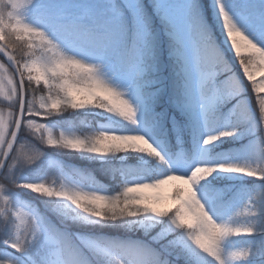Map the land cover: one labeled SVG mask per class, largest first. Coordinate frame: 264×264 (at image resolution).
Segmentation results:
<instances>
[{"label": "snow or ice", "instance_id": "snow-or-ice-1", "mask_svg": "<svg viewBox=\"0 0 264 264\" xmlns=\"http://www.w3.org/2000/svg\"><path fill=\"white\" fill-rule=\"evenodd\" d=\"M7 5V16H0V229L14 232L10 247L26 259H0V264H100L101 260L103 264H175L169 257L181 258L182 249L177 245H184L197 256L203 253L215 264H264V228L259 229L261 238L247 246H226L231 238L256 234L255 218L264 213H258L249 201L239 211L218 220L196 191L197 184L216 171L264 179V168L197 165L190 175L172 173L153 182L126 185L113 195L85 190L63 172L58 185L54 181L20 185L69 202L86 214L81 217L84 220L149 217L163 221L161 230L148 241L112 239L103 245L50 226L35 211L13 208L4 195L19 179L17 171L43 155L25 139L27 136L50 147L81 153L108 156L131 151L164 161L162 153L141 134L101 131L78 135L61 131L57 135L42 121L69 109L98 108L137 124V107L120 87L109 82L106 73L127 78L138 89L159 83L165 37L175 79L183 85L182 94L188 97L192 110L199 108L208 120L218 104L238 94L231 76L218 79L228 68L201 16L199 0H69L58 5L50 14L54 31L65 44L93 57L91 62L66 53L57 39L27 22L30 11L41 7L36 0H7ZM220 12L227 40L255 93L259 120L252 131L259 129L260 135L249 148H259L258 158L264 160V47L233 22L223 3ZM258 15L264 23V3ZM163 91L161 86L153 93L157 101L163 99ZM175 104L181 110L185 108L181 98ZM230 115L241 124L252 119L243 100ZM237 131L232 128L212 134L209 130L203 144H213ZM173 181L183 186L172 188V203L168 206H162L159 197L144 194L145 190H158ZM139 226L146 233L155 227L143 221ZM176 230H182L183 235L168 240ZM154 243H160V248ZM197 264H201L200 259Z\"/></svg>", "mask_w": 264, "mask_h": 264}, {"label": "rangeland", "instance_id": "rangeland-1", "mask_svg": "<svg viewBox=\"0 0 264 264\" xmlns=\"http://www.w3.org/2000/svg\"><path fill=\"white\" fill-rule=\"evenodd\" d=\"M36 2L41 7L38 10L34 9L30 11L27 16V22L32 24L34 27L46 31L53 39H57V42L61 43V46L66 53L76 55L78 58L85 59L90 62L93 61V57L87 56L76 48L70 47L61 41L58 34L54 31L52 23L50 22V14L55 10V8L58 5L69 2V0H36ZM221 3H223L225 11H227L232 17L233 22L252 40H254L261 47H264V23H261L258 15L259 9L261 4L264 3V0H210L213 21L217 28L214 36H212L234 57L235 53L226 37L222 13L220 12ZM168 47L167 38L165 37L161 45L162 68L161 75L158 77L160 80L159 83L144 84L138 89L137 86L134 83H131L127 78L114 75L111 71L106 73V78L109 82L114 84V86L120 87L121 90L125 92L127 98H129L137 107V124H132L128 121L122 120L121 118L98 108L74 110L85 116V119L90 127L89 132L85 134L107 131L117 134L144 135L162 153L164 161L144 153L131 151L120 152L108 156H100L91 153H79L85 155L91 160L101 162L137 161L149 169V176L144 174L123 176L120 181L122 190L126 185L153 182L172 173L187 176L191 174L193 168L197 165L216 166L219 164H241L264 168V160L258 158L260 149L249 148L250 142L255 141L260 135L259 129L255 132L252 131L258 123L259 115L253 109L252 102L247 94V86L249 85L252 87V85L251 82L247 80L243 70L236 66H232L227 72L218 76L220 81H223L231 76L238 86V94L231 96L225 99L222 103L218 104L214 110V114L206 120L199 108L192 110L188 106V97L182 94L183 85L175 79L172 57L168 51ZM130 83L131 86H129ZM170 83L175 85L174 90L170 89ZM245 84H247V86ZM161 86H163L164 89L163 99L157 101L153 96V93H155L157 89L161 88ZM178 87L179 90L177 89ZM0 98L3 99V97ZM177 98H181L183 100L185 104V108L183 110L176 106L175 100ZM242 100L247 103L248 110L252 116V119L244 124L238 123L237 119L230 115L232 109ZM56 115L57 114H54V116ZM42 122L52 128L57 135L61 131H73L78 135L83 134L76 130L72 124H64L55 120L46 119ZM232 128H238L235 135L231 137H223L210 145L203 144V140L209 134V130H211L212 134H218L222 130H231ZM242 131L249 133L248 135L251 133V136L243 143L235 142L241 135ZM203 153L207 160L204 162H197L196 160L198 154L202 155ZM48 161L50 164L55 163L61 165L58 159L54 157L49 158ZM229 174L230 173L216 171L206 179L200 181L196 186L198 197L206 205L213 216L218 220H223L227 217V215L234 213L235 210L245 206L249 201H252L258 213H264V179L245 175V179L237 181L234 184H227L226 179H228L227 176ZM17 176L19 179L14 186L21 188L26 193L39 195L48 199L49 202L56 204L62 214L74 218L76 221L78 220L83 223L102 228H114L123 231V233L143 235L149 238L159 232L164 223L163 221H154L149 217L127 218L120 221H104L95 217H88L87 220H84L81 219V217H85L86 214L75 209L69 204V202L45 197L20 186L24 183L45 182L41 175L28 171L24 166L22 169L17 171ZM73 181L77 182L81 187L85 188V190H89L80 180L76 179ZM174 186L183 185L180 181H173L168 185L162 186L158 190H145L144 194L152 197H159L161 205L168 206L172 203L171 192ZM232 186L234 187V190L231 194V198L227 202L221 203V200L228 196L227 193ZM102 193L107 194L106 192ZM4 195L9 198L13 208H23L25 212L35 211L40 217L44 218L47 223L46 217L42 214L38 205L18 193V191L14 189L13 185L7 188ZM256 219L258 221V231L256 234L248 236L249 238L246 243L231 238L226 242V246H247L260 239L261 234L259 229L264 228V215H258ZM141 221L146 224H154L155 227L150 232L146 233L145 230L139 226ZM130 224L134 225V227H130ZM56 228L64 229L70 233L78 234L80 236L93 238L101 244L106 245V242L99 239V235H84L77 231H74V233L61 226H56ZM172 234H174L177 238L183 235L182 230H176ZM110 238L122 239L120 235L111 236ZM10 242L11 240L5 242L4 247L0 251V259H26V257H23L21 253L10 247ZM186 243L190 247H194L191 246L190 242ZM179 246L183 247L189 253L195 263H197V260L200 259L201 263L205 260L210 264H215V262L210 257H206L205 254L199 253V256H197L190 252L187 247H184V245ZM85 251L89 256L92 255V253L87 249H85Z\"/></svg>", "mask_w": 264, "mask_h": 264}, {"label": "trees", "instance_id": "trees-1", "mask_svg": "<svg viewBox=\"0 0 264 264\" xmlns=\"http://www.w3.org/2000/svg\"><path fill=\"white\" fill-rule=\"evenodd\" d=\"M200 3V13L203 17L205 24L208 26V30L211 35L214 36L216 32V26L212 17V10L210 7V0H199ZM8 13V5L7 0H0V16H7ZM159 27V23H158ZM217 42V41H216ZM218 46L221 49L222 55L224 56L225 64L227 68H231L232 66H236L239 69H242L239 60L236 56H232L229 52L224 49V46L217 42ZM247 86V84H245ZM170 89L174 90L175 85L170 83ZM248 92L247 94L250 97L252 102L253 109L258 114V110L255 104V93L252 90L251 86H247ZM179 90V87L177 88ZM171 92V91H170ZM3 99L0 98V101ZM0 107H3V104L0 103ZM259 115V114H258ZM46 120H55L64 124H72L76 130L85 134L89 132L90 127L85 119V116L82 113H77L74 110H66L56 116H51ZM243 129V128H242ZM249 133L242 131L241 135L235 142L243 143L248 137ZM25 139L31 141L32 144L36 145L40 151L43 152L41 158L33 163L32 165H27L25 168L28 171H32L34 174L41 175L45 182H55L56 184L60 183L61 172H63L66 176H71L73 180H80L83 185L89 190L106 192L108 195H113L117 192L122 191L120 186V181L123 176H131L134 174H144L149 176V169L143 165L138 163L137 161H97L91 160L85 155L68 150L62 149L58 147H50L46 144L42 143L38 139L27 136ZM54 157L58 159L61 165L58 164H50L48 159ZM241 163V162H239ZM241 165V164H240ZM33 168V169H31ZM245 175L238 173H230L226 179L227 184H234L237 181H240L244 178ZM14 189L18 191V193L22 194L24 197L29 200L35 202L40 208L42 214L46 217L47 223L50 226H61L66 228L72 232L77 231L81 234H95L99 235L100 238L107 245V243L112 240L111 236H121V240H145L148 241L151 238L143 236V235H133L131 233H123V231L114 229V228H102L98 226H94L91 224H86L81 221H76L74 218L65 216L61 213L60 209L53 202H49L48 199L39 196L32 195L30 193H26L21 188L14 186ZM231 189L228 191V196L221 200V203L227 202L231 198V194L234 190V187H230ZM239 211V209H237ZM235 210V211H237ZM234 211V212H235ZM239 218V217H238ZM256 219V218H255ZM75 233V232H74ZM14 236V232L8 228L0 229V251L4 247L5 242L12 240ZM174 234L169 235L167 237L168 240L173 239ZM248 236L242 237H234L235 240L247 242ZM163 243V241L161 242ZM154 247L160 248V243H154ZM179 249H182L181 258L179 260L176 259L175 256H170L169 259L173 260L175 264H197L193 261L192 257L189 253L181 246L177 245ZM100 264H103V260H101ZM201 264H210L207 261L203 260Z\"/></svg>", "mask_w": 264, "mask_h": 264}, {"label": "bare ground", "instance_id": "bare-ground-1", "mask_svg": "<svg viewBox=\"0 0 264 264\" xmlns=\"http://www.w3.org/2000/svg\"><path fill=\"white\" fill-rule=\"evenodd\" d=\"M205 148H206V146H205ZM205 150V149H204ZM199 151H200V149H199ZM205 160H207V158L204 156V153L201 155H199L198 154V156H197V162H204Z\"/></svg>", "mask_w": 264, "mask_h": 264}]
</instances>
